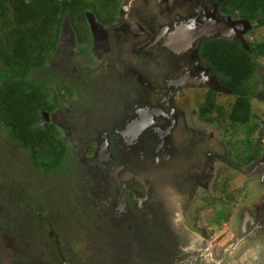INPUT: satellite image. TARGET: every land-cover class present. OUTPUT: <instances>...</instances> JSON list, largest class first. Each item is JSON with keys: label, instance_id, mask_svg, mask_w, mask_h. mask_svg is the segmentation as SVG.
<instances>
[{"label": "flooded vegetation", "instance_id": "1", "mask_svg": "<svg viewBox=\"0 0 264 264\" xmlns=\"http://www.w3.org/2000/svg\"><path fill=\"white\" fill-rule=\"evenodd\" d=\"M117 3L110 18L85 10L86 42L65 25L71 34L67 43L73 47L76 41L80 49L64 48L61 38L56 52L72 53L69 60L75 62L72 73L78 79L72 84L64 76L55 81L56 90L60 82V94L71 101L63 104L58 94L57 105L44 111L43 118L55 125L62 141L71 143L66 164L70 161L58 172L63 177L57 187L39 188L34 167L30 177L13 170L2 173L0 264H109L112 258L145 264H264V72L258 60L260 88L249 93L263 103V111L242 124L247 136L256 132L254 143L259 139L260 144L255 150L252 143L249 153L245 145V157L233 160L226 141L241 124L231 123L222 108L227 111L237 94L222 85L201 54L206 41L235 33L242 40H232L249 49L245 37L253 27L215 0ZM47 67L40 77L50 82ZM216 80L226 90H218ZM188 88L203 98L191 97ZM221 96L227 104H220ZM212 97L217 103L206 114L203 108L212 105ZM224 122L230 125L222 127ZM5 150L23 153L29 172L26 149L9 143ZM257 151L259 157H252ZM218 172L231 174L225 182L229 189L239 185L234 175L256 174L258 180L250 184L256 191L248 187L249 193H241L243 203L238 201L240 188L224 191L222 200ZM224 205L229 216L219 223L217 235L204 207ZM150 219L162 224L157 232L170 248L160 254L152 246L134 255L130 243L142 232L153 235ZM148 257L154 262H144Z\"/></svg>", "mask_w": 264, "mask_h": 264}, {"label": "trees", "instance_id": "2", "mask_svg": "<svg viewBox=\"0 0 264 264\" xmlns=\"http://www.w3.org/2000/svg\"><path fill=\"white\" fill-rule=\"evenodd\" d=\"M215 1L223 11L247 19L253 29L264 27V0ZM117 7V0H0V152L13 142L27 150L30 170L23 173L24 177L34 174L37 178L39 173L31 172L34 167L43 171L39 180L57 187L61 179L57 174L67 165L68 151L55 125L39 124L43 112L57 105L62 88L58 82V90L50 89V82L38 73L48 71L47 62L58 48L64 23L71 21L84 42L89 35L85 10L110 18L116 15ZM201 54L222 85L237 94L228 113L231 123L250 124L253 112L249 93L258 84V59L264 58V39L246 49L237 40L216 38L202 45ZM215 99L212 97L208 109L204 106L206 114L217 103ZM259 155L257 151L252 157ZM41 201L45 212L47 203Z\"/></svg>", "mask_w": 264, "mask_h": 264}, {"label": "rangeland", "instance_id": "3", "mask_svg": "<svg viewBox=\"0 0 264 264\" xmlns=\"http://www.w3.org/2000/svg\"><path fill=\"white\" fill-rule=\"evenodd\" d=\"M234 15H238V13H235ZM67 22H69V24H70V22L71 21H67ZM88 27H89V24H88ZM72 28H73V26H72ZM73 30H74V34L75 35H77L78 36V34H77V32L75 31V29L73 28ZM62 34H61V36H60V39L62 38L63 40V42H62V46L64 47V48H66V47H68V48H71L72 46H70V44H68L67 43V41H71V34H70V32H68L67 30L65 31V29H63V31L61 32ZM89 34H90V32H89ZM79 37V36H78ZM245 38H247L251 43L252 42H254V41H261V40H263L264 39V27H261V28H258V29H252L251 30V33L248 35V36H246ZM87 41V40H86ZM86 41H84V42H86ZM74 42V43H73ZM72 43H73V47H72V49L74 48V52H78V50L80 49V44L79 43H77L76 41H73ZM69 45V46H68ZM82 45V44H81ZM83 46H85V45H83ZM63 52H65L64 51V49H63V51H62V53L60 52V51H57V52H54V54H53V56H52V58H50V60L47 62V65L49 66V69H50V72L49 73H46V76L47 77H50L52 80L50 81V83H48L49 84V87H50V89L52 88V89H55V80H53V79H56V78H60L61 76H64L67 80H69V82L72 84L76 79H78V77L77 76H75V74H73L72 73V70H73V65H75L74 63V61L72 62L71 60H69L70 59V55L72 54V53H63ZM68 54V55H67ZM259 61H260V63H261V67H260V70L261 71H263L264 72V58H261V59H258ZM1 62V61H0ZM61 65H63V66H61ZM77 65V64H76ZM81 65H85V63H83L82 62V64ZM52 70V71H51ZM41 73V72H40ZM40 73H38L39 75H40ZM73 74V75H72ZM260 80H258L257 81V85H255V90H254V92H251V94L253 95V94H255L256 92H258V90H259V88H260V82H259ZM186 91L188 92V94L192 97H194V98H196L197 96H200L199 98L201 99V98H203V96L201 95V94H199L198 95V92H197V90H193V89H186ZM197 95V96H196ZM65 95L63 94V93H61L60 95H59V97H61V98H63V104H69L70 103V101H71V97H69V96H65ZM198 98V97H197ZM255 96L253 97L252 96V98H251V100H252V112H253V118L255 117V115L256 114H259L261 111H263V103H261V101H257V100H255ZM73 99V98H72ZM53 100V99H52ZM232 100V99H231ZM219 101H220V104H227L228 102L226 101V98H225V96H221L220 98H219ZM228 101H229V98H228ZM233 101V100H232ZM229 106H228V108H227V112H226V110H224V108H222V111H223V113H225V117H227L228 116V113H229V111H230V109H231V107H230V104H228ZM222 113V114H223ZM84 124V121H81V123L79 124V129H81L82 128V125ZM227 125H230L229 123H226V122H224V123H222V127H227ZM81 127V128H80ZM237 130H239V131H237ZM234 131H236V133H233L232 135H231V137L229 138V142H227L226 141V143H227V146L229 147V149H230V152H232V155H231V158L233 159V160H235L236 159V155H240V156H242V157H245V155H243L242 153L244 152L243 151V147L246 145V148L248 149L247 150V152L249 153L250 151H251V146H253V144H254V146L253 147H255V146H257V145H259L260 144V141H259V139L257 140V143H256V145H255V140H256V132L254 131L250 136H247L246 135V130L244 131V126H242V125H238L236 128H235V130ZM252 132V131H251ZM232 133V132H231ZM64 137V139L65 140H67V138H66V136H63ZM247 141V142H246ZM249 141V142H248ZM64 142V141H63ZM13 143H15V142H13ZM65 143V142H64ZM253 143V144H252ZM12 144V143H11ZM13 146V145H12ZM71 143H65V147H66V150L67 151H69V149H71ZM223 149V148H222ZM257 148L255 147V150H256ZM232 150V151H231ZM254 150V151H255ZM70 154V153H69ZM253 154H255V153H253ZM23 153H16V154H13V153H7V150H5L3 153L2 152H0V181H2V180H4V175L2 174V173H11L12 172V170L13 169H11V167L9 168V165L11 164V162H12V165L14 166V167H16L18 170V172L15 170H13V173L14 174H17V173H19V175L21 176V177H24V175L25 174H23V173H27V167L25 166V165H23V163H22V160H23ZM249 155V154H248ZM247 155V156H248ZM70 157L72 158L73 156L70 154ZM239 158H241V157H239ZM249 159V156L248 157H246V159ZM243 160H245V158L243 159ZM69 161L70 160H68V163H69ZM30 163V162H29ZM67 163V164H68ZM27 165V164H26ZM28 166V165H27ZM10 169V170H9ZM34 170L37 172V173H39V176H37V178H36V180L39 182H41V183H39V188H41V189H43V188H45V186H46V180H43V181H41V180H39V178L40 177H43L42 176V171L41 170H39V169H35L34 168ZM228 172H230V170H228ZM218 177H217V179H218V183H217V187H218V189L220 188L221 189V191H222V194H220L219 193V196H221V198H222V200H225L226 198H225V194L223 193L224 191H226V193H234L235 191H236V189L237 188H240L239 190L237 189V192L239 191V193H238V201H240L241 200V203H243V194H241V193H244L245 191H247V193H249L250 192V189L248 188V187H251V186H254V185H251L250 186V184H255L256 183V181L258 180V175H256V174H251V177L252 178H247V177H245V176H242V175H239V174H236V175H234L235 177H236V179H237V182H238V186L234 183V186H232V187H230V189L227 187L228 185H226L225 184V182H227V183H229L228 182V176H230L231 174H228V173H222V172H218ZM28 177V176H27ZM61 177H63V175L61 174V176H59V179L61 178ZM220 180V181H219ZM226 180V181H225ZM31 181V180H30ZM245 182H249V184L248 183H245ZM9 183H11V182H9V181H4V186H6V187H9V188H11V186H9L8 184ZM31 184V183H30ZM221 184H222V186H221ZM225 184V185H224ZM35 186V185H34ZM226 186V187H225ZM246 188V189H245ZM252 189H251V191L253 190V193L256 191L255 189H253V187H251ZM241 191V192H240ZM161 193V192H160ZM159 193V194H160ZM216 194H218V192L216 193ZM245 194H246V192H245ZM236 195V194H235ZM247 196V195H246ZM235 197H237V196H235ZM234 197V198H235ZM3 202H8L7 200H3ZM204 208H206L205 210H210V212H209V214H208V216H209V218H210V220H211V222L210 223H212L211 224V226L212 227H214V228H216L215 229V232H216V234L217 235H219V233H221L222 231H221V227L222 226H220L219 225V223L221 222L222 223V221H225L226 219H228V214H227V211L230 209L229 207H228V205H224V207H215L216 209V211L213 209V210H211V208L209 207H207V206H205ZM204 211H202V213H203ZM215 212L217 213L216 214V216H215ZM164 212H162V214H163ZM201 213V214H202ZM158 214H159V212H158ZM230 214V213H229ZM208 216L206 215V219L208 218ZM153 217H155L154 215H153ZM153 217H151L152 219H153ZM156 217H157V215H156ZM152 219H150L149 221H148V226H149V229H150V231H151V233H153V235L152 236H150V235H147V234H145L144 232H142L141 233V235H139L138 237H136V239L134 240V241H132L130 244H132V247H130L131 248V250H133V254L134 255H137V253L140 251V250H142L143 248L144 249H147V247H152V246H156V250H157V252L159 251V253L160 254H163L164 253V251L165 250H169V248H170V243H169V240L168 239H166V238H164V240H162L160 237H161V234L159 235L158 234V232H157V230H162V227H161V223H158V222H156L157 220H156V218H155V220L156 221H154V220H152ZM231 223H232V226L234 225V228L236 227V223H237V219L235 218V217H232L231 218ZM151 237V238H148V237ZM127 246H128V243L126 242L125 243ZM80 248H82V247H84L83 245H78ZM129 249V248H128ZM115 254H117L118 256H119V253L118 252H115ZM110 256H114L113 255V253H110L109 254ZM115 257V256H114ZM98 258V257H97ZM120 258V257H119ZM150 257H148L147 259H144V262H148V263H152V262H154L153 260L151 261L150 259H149ZM122 261V262H121ZM108 262H109V264H137V262H139V263H142V264H145V263H143V262H141V261H138L137 259H134L132 262H128L126 259H124V258H122V260H121V258L117 261V259H115V258H112V259H109L108 260Z\"/></svg>", "mask_w": 264, "mask_h": 264}, {"label": "water", "instance_id": "4", "mask_svg": "<svg viewBox=\"0 0 264 264\" xmlns=\"http://www.w3.org/2000/svg\"><path fill=\"white\" fill-rule=\"evenodd\" d=\"M88 15V14H87ZM67 21H69L68 19H67ZM66 21V22H67ZM240 21V22H239ZM66 22L64 23V25H63V29H64V27H65V24H66ZM244 23L245 21H243V20H238V21H236V23ZM246 23H248L249 25H250V27H252L253 25L250 23V22H246ZM235 35H236V37L235 36H230V35H225L224 37H226V38H228V39H241L242 40V37L239 35V34H236L235 33ZM246 48V47H245ZM247 49V48H246ZM215 83H216V85L217 86H219V89L218 90H226V89H224V87L220 84V82H219V80H216L215 81ZM45 117H47V114L45 115ZM46 122V119H42L41 121H40V123L39 124H43V123H45Z\"/></svg>", "mask_w": 264, "mask_h": 264}]
</instances>
